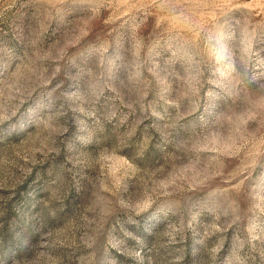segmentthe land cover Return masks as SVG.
I'll return each instance as SVG.
<instances>
[{"label":"rangeland","instance_id":"1","mask_svg":"<svg viewBox=\"0 0 264 264\" xmlns=\"http://www.w3.org/2000/svg\"><path fill=\"white\" fill-rule=\"evenodd\" d=\"M0 264H264V0H0Z\"/></svg>","mask_w":264,"mask_h":264}]
</instances>
